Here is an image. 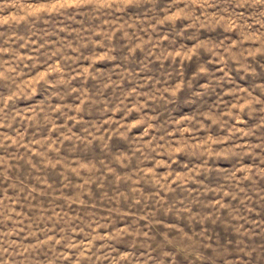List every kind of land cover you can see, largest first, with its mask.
<instances>
[{
	"label": "rangeland",
	"instance_id": "rangeland-1",
	"mask_svg": "<svg viewBox=\"0 0 264 264\" xmlns=\"http://www.w3.org/2000/svg\"><path fill=\"white\" fill-rule=\"evenodd\" d=\"M48 2L0 0V264H264V4Z\"/></svg>",
	"mask_w": 264,
	"mask_h": 264
},
{
	"label": "clouds",
	"instance_id": "clouds-1",
	"mask_svg": "<svg viewBox=\"0 0 264 264\" xmlns=\"http://www.w3.org/2000/svg\"><path fill=\"white\" fill-rule=\"evenodd\" d=\"M142 2H146V0H49L48 4L42 9L43 11H60L61 9H66L69 7H89L92 9L93 14L99 13L103 14L105 11L111 10L115 12H120L125 10L131 5L134 4H140ZM213 0H175V3L177 4H184V8L180 9L176 12H174L172 15L166 16L164 21H161V23L166 21H175L176 19L185 18V19H191L193 21L199 19L194 16V9L196 7H207L210 6ZM232 2L236 3L237 7H244L246 5H257V4H264V0H232ZM3 5H0V10L3 9ZM212 19L218 20V17H212ZM231 23L236 24L237 20H240L241 17L237 16L235 18H231ZM242 28H250V25H243ZM255 39V36L252 37ZM201 45H197V49L200 48ZM0 51H3L0 49ZM193 52L195 51L192 50ZM249 53L251 54V50H249ZM240 55H243V53H240ZM2 67V65H0ZM14 69H7V71H0V80H7L10 79V73L14 72ZM180 90V86H177V88L174 90L175 92H178ZM8 99H12V97H9ZM137 123H140L138 121ZM190 128L183 129V132H189ZM223 141L220 140H213L211 137L207 138L203 142H200L196 145H185L184 142H180L182 146L176 147L175 149H172L173 156L175 153L185 151L188 147H190L194 152H197L199 154H202L204 157H207L209 155H215L213 145L214 143H222Z\"/></svg>",
	"mask_w": 264,
	"mask_h": 264
}]
</instances>
